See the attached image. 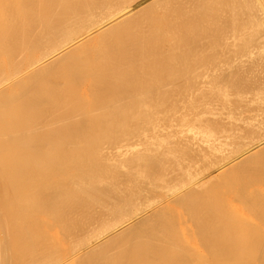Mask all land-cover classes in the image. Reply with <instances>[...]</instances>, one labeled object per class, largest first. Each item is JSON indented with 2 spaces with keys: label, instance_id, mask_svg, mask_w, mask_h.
<instances>
[{
  "label": "bare ground",
  "instance_id": "bare-ground-1",
  "mask_svg": "<svg viewBox=\"0 0 264 264\" xmlns=\"http://www.w3.org/2000/svg\"><path fill=\"white\" fill-rule=\"evenodd\" d=\"M219 1L0 0V264H264V0L204 43Z\"/></svg>",
  "mask_w": 264,
  "mask_h": 264
},
{
  "label": "rangeland",
  "instance_id": "rangeland-1",
  "mask_svg": "<svg viewBox=\"0 0 264 264\" xmlns=\"http://www.w3.org/2000/svg\"><path fill=\"white\" fill-rule=\"evenodd\" d=\"M173 1H174V0H172V2H173ZM220 1H221V2H220ZM220 1H219V4L221 3V5H220V7H219V5L217 4V5H218V8L221 9V6H223V5H222L223 2H225V5H224V7L222 8L221 11L225 10L224 12H225L226 14H228L229 12H230V14L226 15L224 12H223V13L220 12V9H219V12H220L219 15H220L221 18H220V17H217V16H218V12L215 10V11L217 12V14L214 12V14H215L216 16H215L213 13L209 15V16H212V15H213L212 18L215 17V19H212L211 17H210V18H209V17H208V18H207V17H204V19H198V22H199L200 24H203V27H202V25H198V28H199L198 30H199V31L196 30V31H197V34H196V35L199 36V33L201 32L200 30H202V29L204 28V26H205L204 31L206 30V33H205L204 31H202L201 33H203V34L200 33L201 36L199 37L200 39L203 38L204 43H205V41L208 42V40H207L206 37L209 36L208 38L211 39L212 35H211V37H210V32H211V34H212L213 32H218V33L220 32V33H221V32L223 31V29H224V31H225V30H229V31H231V30L233 29V27H232V29H231V28L228 29V27L234 26V24H232V21L235 19V16L238 15L237 13H239V12H237V11H238V9H237V8H238L237 5H238V2H239V4H241L242 1H241V3H240V0H238V1H237V0H234V1H232V0H230V1H229V0H224V1H223V0H220ZM222 1H223V2H222ZM226 1H227V2H226ZM235 1H237V2H235ZM229 2H230V3H231V2H234V3H236L237 5H236V4H232V3L230 4ZM170 3H171V0H170ZM228 3H229L231 6H229ZM173 4H174V5H173ZM173 4L171 3L170 6H172V7H170V6H169V7H170V11H172L173 14H174V13H175V9H176V4H175V2H174ZM242 4H243V6L245 7L246 3H245V4L242 3ZM159 5H160V6H159ZM159 5H157V6H159V7L156 6L158 10H162V9H163V6L165 7V5H162V4H159ZM161 5H162V6H161ZM226 5H228L227 7H232L233 5H236L235 7L233 6L234 9L232 8L233 11L235 10V13L237 12V13L235 14L234 17L231 16V17L233 18L232 20L230 19V16H229V15L232 14V13H231L232 10H231L230 8H227V9H226V8H225ZM238 6H239V5H238ZM174 7H175V8H174ZM216 7H217V6H216ZM216 7H215V9L218 10V8H216ZM159 8H161V9H159ZM173 8H174V9H173ZM235 8H236V9H235ZM239 8H240V7H239ZM241 8H242L243 12H244V10L246 11V9H244L242 6H241ZM172 9H173V10H172ZM226 10H228V11L230 10V11L228 12V11H226ZM242 10L239 9V11H240V13H239L240 15H239V16H240V17L238 16L239 18H241V20H242V17H244V16H242V14L244 15V13H245V12L242 13ZM213 11H214V10H213ZM227 12H228V13H227ZM224 14H225V15H224ZM144 15H145V14H144ZM144 15H143V16H144ZM221 15H222V16H221ZM226 16L228 17V19H227ZM143 18H144V17H143ZM206 18L208 19L207 21H209V23L211 22L212 25H213V26H212V25L210 24L211 27H212L211 30L208 29V27H210V25H208V23H207V21H206ZM216 18H218L217 21H216ZM219 18H220V19H219ZM224 18H225V20H224ZM229 19L231 20V21H230L231 23L229 22ZM244 19H246V17H245ZM200 20H201V21H200ZM204 20L206 21V24H207L208 27H206V24L204 23ZM210 20H212V21L215 20L216 23H217V22H219V23L222 22V23H220L221 26H223L222 29H221V26H220V29H218L219 26L216 25L215 22H212V21H210ZM220 20H222V21H220ZM226 20H227V21H226ZM236 20H238V18H236ZM202 21H203V22H202ZM224 21H225V22H224ZM243 21H244V20H242L241 22H243ZM196 22H197V21H196ZM198 22H197V23H198ZM223 22H224V24H223ZM226 22H228V24H229V23H230V24L228 25ZM237 22H239V21H237ZM213 23H214V24H213ZM219 23H217V24H219ZM233 23H236V21H234ZM220 24H219V25H220ZM222 24H223V25H222ZM231 24H232V25H231ZM241 24H242V23H241ZM241 24H239V25H241ZM225 25H228V26H227V29H226V26H225ZM237 25H238V23H237ZM217 26H218V28H217ZM235 26H236V25H235ZM196 27H197V26H196ZM201 27H202V28H201ZM214 27H216V30L214 29ZM200 28H201V29H200ZM206 28L208 29V31H207ZM234 28H235V27H234ZM236 28H238V27H236ZM213 29H214L215 31H213ZM198 32H199V33H198ZM207 32H208L209 34H207ZM189 35H190V37H192L193 34H188V36H189ZM206 35H207V36H206ZM193 37H194V35H193ZM201 37H202V38H201ZM195 38H198V37H195ZM205 38H206V40H205ZM212 39H213V38H212ZM210 41H211V40H210ZM207 42H206V43H207ZM212 42H215V40H214V41L212 40L210 43H212ZM208 43H209V42H208ZM215 43H216V42H215ZM212 44H214V43H212ZM210 46L212 47L213 45H210ZM242 64H243V63H242ZM245 64H246V68H245ZM245 64H244V67L242 66L243 68L239 66L240 71H239V68L237 67V68H238V71L236 70V72H238V73L241 72V75H242L243 73H244V74L246 73L247 76H249L250 73L252 74V73H254V72H255V74H256V73H258V74L260 73V72H259V69L262 68V67H259V66H260L261 64H256V65H259V66H255V65H254L255 67H257V68H256V71H254V69H255L254 66H253V65H250L251 67L253 66V72H252V70H251V67L249 68V65H248L247 63H245ZM261 66H262V65H261ZM247 67H248L249 69H247ZM258 67H259V69H258ZM244 68H245V69H244ZM243 70H244V71H243ZM247 70H248V71H247ZM257 71H258V72H257ZM249 72H250V73H249ZM262 72H263V71H262ZM244 74H243V75H244ZM252 75H253V74H252ZM260 75L264 76L263 73H260ZM245 77H246V75H245ZM247 78H249V77H247ZM243 168H245V167H243ZM246 169H247V168H246ZM242 170H243V169H242ZM242 170H241V173L243 172ZM251 170H252V169H249V171H251ZM256 170H257V169H256ZM256 170H254V169L252 170V173H255V174H252V176L254 175L252 178H254L256 175H258V172H257ZM244 171H245V170H244ZM253 171H254V172H253ZM245 172H246V173H242V174H243V175H242V174L240 173L239 169L237 168L236 171H234V173H233L234 176H233L232 173H230L231 176H230V175H229V176H230V177H236V176H237L238 179H240V178H241V179H248V178L251 179V175H249V177H246V178H245V175H247L248 173H250V172H248V171H245ZM235 174H236V175H235ZM250 174H251V173H250ZM227 176H228V175H227ZM227 176H226V177H227ZM238 176H239V177H238ZM247 176H248V175H247ZM255 178H256V177H255ZM220 179H221V178H220ZM213 183H217V184H218V180H217V182H213ZM219 183H220V182H219ZM218 185H219V184H218ZM209 189H210V188H209ZM40 201H41V200L38 201V205H37L36 203L33 204V206H31V210H30V207H29V210H28V211H26V210L28 209V207H26L27 209H24L26 212L22 209V210L24 211V213L22 212L23 217L21 216V218H23V219L21 220V218H20L19 221H20V222H28L29 219H30V216H31V218L35 216L36 210L34 209V208H35L34 205L38 206V208H36V209H38L37 211L40 213V210H41V209H39V204H40L39 202H40ZM243 201H245V200H243ZM253 201H254V202H253ZM253 201H252V204H251V205H253V206H250V203H249V205H248L246 202H245V203H246L248 206H250V210H251V211L254 210L255 208L260 209V210H257V209H256V210L253 211V212L256 211V212H257L256 214H260V213H261V214H264V209H263V208H264V205H262V204L264 203V200H261V203H260V202H257L256 200H253ZM255 201H256V204H257V203H258V204L260 203L262 206H261L260 204H259L258 206H254L253 203H255ZM258 201H259V200H258ZM12 202H13V204H12V205H10V204L7 205L6 208H5V206H0V217H1L0 219H5V218H6V220L8 219V221H10L11 224H12V226H13V224L15 223V220L13 219L12 215L18 211V210L15 209V206H16V204H17L18 201L16 200V203H15V201H12ZM236 202H238V200H235V203H236ZM262 202H263V203H262ZM14 203H15V204H14ZM18 203H19V202H18ZM239 203H240V204H239ZM241 203H243V204H245V203L242 202V201H241V202H240V201L238 202V204H239L240 206H242V208H244V211H246V212H243V211H242V213H245V215H242L241 211H239L241 207L239 208V205L236 203V204L238 205L237 207L239 208L238 211L241 213V214H238V217H239V215H241L243 219H240V222H241V220H242V221L245 220V222H246V219H249V217H247L249 214H246V213H249V212H250L249 210H248L249 212L247 211V209H248L249 207H248V206H245L246 204H245L244 207H243V204H241ZM256 204H255V205H256ZM13 206H14V207H13ZM260 206H261V207H260ZM2 207H3V208H2ZM247 207H248V208H247ZM253 207H254V208H253ZM11 208H12V209H11ZM178 208H180V207H178ZM242 208H241V209H242ZM251 208H253V209H251ZM10 209H11L12 211H10ZM245 209H246V210H245ZM261 209L263 210V212L261 211ZM4 210H6L7 213H6ZM32 210H35V212H34V211L32 212ZM169 210H170V209H169ZM172 210L174 211V208H173ZM176 210H177V208L175 209V212H176ZM2 211H4V212H2ZM41 211H42V210H41ZM1 212H2V213H1ZM12 212H13V213H12ZM29 212H30V213H29ZM38 212H37V216H35V217H38V218H40V217H41V218H44V217L46 216V213L44 214V211H43V212H42L43 215L40 213V217H39ZM168 212H169V211H168ZM168 212H167V213H168ZM175 212H173V214H174ZM258 212H260V213H258ZM11 213H12V214H11ZM237 213H238V212L236 211L235 214H234V215H235L234 218H236V220L238 221L239 219L237 218ZM2 214H3V215H2ZM28 214L30 215L29 217H28ZM168 214H169V213H168ZM170 214H171V211H170ZM250 214H251V213H250ZM253 214H254V215H253ZM253 214H251V216L254 217V218L256 217L255 220H256L257 222L259 221V222L257 223V225L259 224V225H258V228H259L260 226H262V227H260V229H261V228H264V225H261V224H264V221H263L264 219H262V218H263L262 215H260V218H259V215H257V216H258V218H257V216L255 215V213H253ZM246 215H247V216H246ZM2 216H3L4 218H3ZM6 216H7V217H6ZM8 216H9V217H8ZM26 216H27V218H29V219L25 218ZM43 216H44V217H43ZM243 216H245V217H243ZM246 217H247V218H246ZM252 217H251L250 221H248V223H245V222H244L243 224H246V225H247V224H249V223H252V222L254 221V218H252ZM10 218H11L12 220H9ZM239 218H241V217H239ZM245 218H246V219H245ZM26 219H27L28 221H27ZM24 220H25V221H24ZM234 220H235V219H234ZM234 220H233V221H234ZM236 220H235V221H236ZM13 221H14V222H13ZM260 221H261V222H260ZM262 221H263V222H262ZM218 222L220 223V221H218ZM222 222H223V221H222ZM222 222H221L220 224H219V223H218V224L221 226ZM240 222H239V223H240ZM254 222H255V221H254ZM260 223H261V224H260ZM218 224L216 223L215 226H216V225L218 226ZM224 224H225V221H224V223H223L222 225L225 226ZM240 224H242V222H241ZM253 224H254V223L250 224L252 228L250 227V225H247V226H249L250 229H254ZM255 225H256V223H255ZM12 226H11V225H7V226L4 228L5 230L2 229V227H0V228H1L0 231H1V230H4V231L6 232L7 229H8V230L12 229ZM215 226H212V228L215 227ZM185 227H187V226H185ZM223 228H224V227H222V228L220 229V230H221V232H220V236H222V233H223L222 231H223L226 227H225L224 229H223ZM222 229H223V230H222ZM246 229H248V228H246ZM246 229H244V230H246ZM255 229H256V228H255ZM215 230H216V229L214 228L213 230H211V232H212V231L215 232ZM220 230H216V232H218V231H220ZM239 230H240V229H238L237 231H239ZM244 230L242 229L241 231H239V233H241V232L244 231ZM10 231H11V230H10ZM10 231H9V232H10ZM226 231H228V229H227ZM237 231H236V232H237ZM257 231H258V230H257ZM187 232H188V233H187V234L185 233V234H186L187 236H189V238H188V240H187V239H186V240H187V242H189V240H190V235H191L192 233L189 232V231H187ZM224 232H225V230H224ZM236 232H230V231H228V234H227L226 232H225V234H227L228 237H229V234H231V233H233V234L230 235L231 237H232V235H235V236L238 235V236H239L240 234H238V232H237V234H235ZM258 232H259V231H258ZM190 233H191V234H190ZM202 233H203V232H198V233H196V234L201 235ZM260 233L263 234V232H259V235L261 236V237L259 236V238L261 239V238H262V235H261ZM189 234H190V235H189ZM244 234L246 235L247 233H246V232H242V235H243V236H242V235H240V236H241V237H245ZM186 235H185V237H186ZM192 235H193V234H192ZM199 235H196V237H198ZM203 235L206 236V238H203V239L205 240V241H203V242H202L203 239L199 241V240H198L199 237L196 238V237L191 236V238L194 239V244H196V243H195V238H196V239H197V240H196L197 243H199V244H197V245H200V244L203 245V247H202V245H201V247L203 248L202 250H201V248L198 247V246H195V248H193V247H194V246H193V245H194V244H193V239L191 240L192 242H189V243L192 244L191 246H193V247H191V246L189 247L186 241H185V242H186L185 244H187V245H185V246H186V247L188 246L187 248H189L190 250L192 249V251L194 250V251H199V252L201 251V252H204V250H205V253H208V252H209V254H210V250L208 249V246H207L208 243H209V241H206V239H207V237H211V236H210V234H209V236L206 235V233H205V234H202L201 236H203ZM223 235H224V233H223ZM194 236H195V235H194ZM204 236H203V237H204ZM224 236H225V235H224ZM240 236L238 237V240H239L240 242H242V244H244L243 241L245 240V238H242V239H243V241H242V240L240 239V238H241ZM231 237H229V238L226 237V240H228V243H229V244H230V243H234V242H236V241H235L236 239H234L235 237H233L234 240L229 241V239H230ZM186 238H187V237H186ZM200 238H201V237H200ZM222 238L224 239L223 241H226L225 238H224L223 236H222ZM236 238H237V237H236ZM200 242H202V243H200ZM206 242H207V244H205ZM217 242H218V246H222V245H224V244H225V245L228 244L227 242H222V241H221L222 243H221V245H219V244H220L219 239H218V241H216V242H214V243L216 244ZM214 243H212V244L214 245ZM223 243H224V244H223ZM237 243H238V242H237ZM235 244H236V243H235ZM174 245H175V247L177 246V248L179 247V246L176 245V244H174ZM210 245H211V243H209V246H210ZM216 246H217V245H216ZM233 246H234V245H233ZM197 247H198L199 249H198ZM172 248H173V247H172ZM177 248H176V249H177ZM209 248H210V247H209ZM173 249H174V248H173ZM174 251H175V249H174L173 251H171V253H173ZM171 253H170V255H173V254H171ZM168 257H169V256H168Z\"/></svg>",
  "mask_w": 264,
  "mask_h": 264
}]
</instances>
